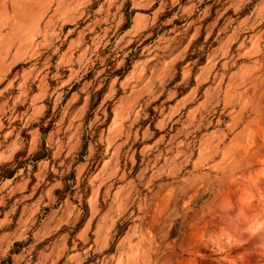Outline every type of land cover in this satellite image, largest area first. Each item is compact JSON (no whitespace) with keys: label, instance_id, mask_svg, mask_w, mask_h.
I'll list each match as a JSON object with an SVG mask.
<instances>
[{"label":"rangeland","instance_id":"1","mask_svg":"<svg viewBox=\"0 0 264 264\" xmlns=\"http://www.w3.org/2000/svg\"><path fill=\"white\" fill-rule=\"evenodd\" d=\"M0 264H264V0H0Z\"/></svg>","mask_w":264,"mask_h":264},{"label":"crops","instance_id":"2","mask_svg":"<svg viewBox=\"0 0 264 264\" xmlns=\"http://www.w3.org/2000/svg\"><path fill=\"white\" fill-rule=\"evenodd\" d=\"M24 50H25V47H24V45L22 44V45H20V48H18L17 49V53H15L14 55H13V57H12V67H16L17 65H19L21 62H23V60L21 59L24 55H26L25 54V52H24ZM24 52V53H23ZM35 153V152H34ZM36 153H37V151H36ZM17 155H18V153H17ZM16 155V156H17ZM40 160H37L36 162H39ZM35 168H36V165H35ZM37 169V168H36ZM36 171V170H35ZM55 176H54V173H53V171H51V170H47V172H46V183H55V181H56V179L54 178ZM15 178H17V175H16V172H15V174L13 173L10 177H9V179H15ZM45 182V181H44ZM43 182V183H44ZM29 183H30V185H31V183H34V181H29ZM60 183H62V181H60ZM55 188V187H54ZM56 189V188H55ZM28 193V192H27ZM29 194V193H28Z\"/></svg>","mask_w":264,"mask_h":264}]
</instances>
